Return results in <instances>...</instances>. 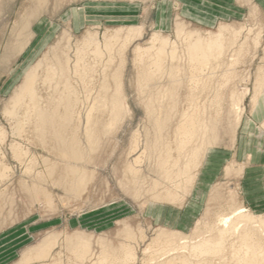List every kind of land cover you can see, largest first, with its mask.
<instances>
[{"label":"rangeland","instance_id":"rangeland-1","mask_svg":"<svg viewBox=\"0 0 264 264\" xmlns=\"http://www.w3.org/2000/svg\"><path fill=\"white\" fill-rule=\"evenodd\" d=\"M179 1L0 0V161L9 168L0 178V240L3 237V263L0 264H18L26 251L34 249L50 236H56L57 242L48 258L30 264L53 261L57 264H88L89 260H77L72 250L77 247L76 237L79 236L88 238L92 244L90 264L101 256L103 242L113 247L127 242L134 247L133 250L136 249L135 259L128 264H143L147 254L152 255L146 252L148 244L157 241L161 233L175 239L173 246L187 240V244H192L201 239L197 238V224L200 227L212 224L221 217L218 215H227L235 208L244 207L255 216L264 217V100L256 96L258 82L264 77V4L259 5L255 0L234 3L232 10L238 12L237 17L219 21L209 29L181 18ZM178 20L185 23L181 26L180 36L177 34L179 25L176 27ZM220 26L229 28L227 31L235 29L241 32L234 45L230 42L231 34L223 33L222 36L226 39L227 51L222 72L234 63L229 67L231 73L225 78L229 81L222 86L221 74L209 89L202 90V93L197 91L195 96L199 98L198 103L206 102V111L210 113V116H205L209 129L207 137L212 134L213 138L206 142L209 147L198 161L200 167L194 170L192 183L185 173L190 153L185 151L176 156L178 163L171 172L160 171L163 165L157 163L156 152L145 158L143 148L148 140H153L155 133L154 123L146 110L147 99L166 95L170 82L161 79L141 86L135 50L149 47L153 34L159 33L175 45L172 51L176 49L178 64H173L186 69L183 35L209 38L220 31ZM128 27L141 29V35L124 48L121 57L113 55L118 48L112 50L111 55L106 53L103 50L105 42L115 31H125ZM88 34L96 36L103 53L99 60L92 61L91 57L85 56L83 61H79L76 53ZM255 36L259 39L257 46ZM120 62L122 65L119 67ZM59 63L64 66L63 70H60ZM36 66L39 75L36 92L42 109L62 96L59 90L63 84H43L49 70L56 73L54 79L64 72L73 98L79 103L80 120L84 125H79L75 135H79L77 143L84 156L81 161L67 159L63 154L52 153L55 149L45 148L36 134V117L25 108L19 111L17 121L5 114L26 75ZM109 70H119L117 82L110 77ZM179 75H184V71ZM115 84L121 86V114L105 133L98 127L90 145L86 140L83 118L102 93L101 87H108L105 97L109 101ZM185 85L182 82L177 86V91H180H176L178 112L173 124L189 106ZM222 92L223 97L219 95ZM231 95L241 96L238 109L232 106ZM102 118H109L108 110ZM236 118L240 120L238 125L235 124ZM16 122L19 133L16 132ZM173 130L174 125H171L170 137L162 139L161 148L166 150V146L173 148L176 145ZM12 145H17L24 157L15 158ZM134 145L138 148L132 156L129 153ZM138 156H141L140 164L133 166L137 169L136 178L126 181L125 168L129 164L134 165ZM66 164L89 172V180L81 192H68L63 186H54L48 176L49 165L61 168ZM240 166L243 171L236 175ZM228 168L231 169L230 175L226 174ZM38 188H45L41 189L46 192L44 196L35 195ZM168 193L178 195L180 200L178 198L175 203L165 200ZM45 196H49V201ZM124 225H130L133 240L126 238ZM157 242L158 247L154 251L165 244Z\"/></svg>","mask_w":264,"mask_h":264},{"label":"bare ground","instance_id":"bare-ground-1","mask_svg":"<svg viewBox=\"0 0 264 264\" xmlns=\"http://www.w3.org/2000/svg\"><path fill=\"white\" fill-rule=\"evenodd\" d=\"M184 25L185 23L183 21H179L176 23V27L178 26L177 34L179 36L180 34H182L181 30H183L181 26ZM227 29L229 28L220 26L219 29L220 31H218L217 34H211L209 38H201V37L193 36L192 34L183 35L182 38L186 43L184 53H185V57L187 58V65H188L186 69H183L182 67L173 64V63H177L178 61V58H176L174 53L176 49L172 51V48H174L175 45L170 44L169 40L167 38H162L159 35V33L153 34L150 40L149 47L138 48L135 50V62H137L136 64L139 66L138 75H139V83H141V86H147L152 81L155 82L161 79L162 80L166 79L167 81L170 82L169 90H167L168 93L166 95H158L155 99L148 98L146 103V110L154 123L155 133L153 140L152 141L148 140V143H146L145 146L143 145L144 146L143 152L146 155L145 158L146 157L148 158V156L156 152L155 156L159 166L162 165L164 167L167 166L166 169H163V166L161 168L159 167L160 171L162 172H164L165 170L171 172L174 166H176V164L178 163V159L175 157L179 156L181 152H185V151L190 153L189 165L187 167V170L185 171L187 176H190V179H192L191 176L194 177L193 174L194 170L200 167L198 165L199 164L198 161L200 158L204 157L206 148L207 146L209 147V145H207L206 142L209 143V141L213 137L211 138L210 136L212 134H210L207 137V132L209 131V129L207 127L205 116L206 115L210 116V113L206 111V106H205L206 102L204 103L203 101H200L198 103L197 100L199 98H195V96L198 95L197 91H201L202 93V90L209 89L208 88L209 85H211V83L214 82L215 78H218L219 75L221 76V74H222L221 77L222 79L220 81L222 86H224L229 81L228 79L225 78L227 77V75L231 73L229 72L230 70L229 67H232L234 63L229 64L227 70L222 72V66L224 64L223 58L226 56V52H227L226 41H225L226 39H224L222 36L223 33L231 34L232 38L230 39L231 40L230 42L234 45L241 31H237L235 29H230V31H227ZM140 35H141V29H136L132 27L126 28L125 31L124 30L115 31L114 35L105 42L103 50H105L106 53H110L111 55L112 50H116L118 48V50L115 51L113 55L117 54L119 57H121L124 48L129 43H131L136 38H138ZM258 41H259L258 37L255 36L254 43L256 46L258 45ZM169 48L170 51H168ZM103 50L102 47H100L99 44L97 43L96 36L94 35L92 36L88 34V36L85 39H83L81 43V48L80 50H78L76 54H77V58H79V61H83L86 58L85 56L91 57L92 61H95L100 59V54L103 53ZM65 63L67 66L68 60H66ZM119 64L120 67L122 63L120 62ZM58 66L60 67V70L61 69L63 70L64 67L63 65L59 63ZM107 66H110V63H108ZM183 71H184V75H182ZM37 72H38V67L36 66L26 75L21 87L18 90V93L15 95L14 100L10 104L11 106L5 111L6 116H9L10 118L17 121L16 118L19 115V111L22 109V107L25 108L27 112L32 113V115L36 117V121L38 123L36 127V134L38 139L45 146V148H49L50 151H51L50 148H53L55 149V151H53L52 153L56 155L63 154L67 159H75L76 161L83 160L84 156L83 153L79 150V146L76 138L79 135L78 136L75 135L79 125L82 123V121L80 120L81 110L79 107V103L77 102V100L73 98V92L71 88L68 86V83H66V79H64V72H60L58 79L57 78L54 79L56 73L52 70H49L47 77L43 80V84H47V85H50L53 82H55V84L58 85L63 84L61 91L59 90L62 96L57 97L58 99L54 100L51 104L49 105L47 104L46 109H42V107L39 106L40 105L38 100L39 98L36 92L37 86L39 84V75H37ZM178 72L182 76H180ZM119 73H120L119 70H114V71L109 70V75L110 77L114 78L115 82L118 81ZM182 82L186 84L185 87L188 93L187 100L189 102L188 104L189 106L187 111H184L180 114V118L178 122L173 124L175 114L176 112H178L177 110L178 106L176 100L177 86L182 84ZM120 87L119 84H115V88L113 90L111 99L108 101V99L105 97L108 91V87H105L103 85V87H101L102 93H100L96 97V103L92 107L89 106L88 108L89 111L87 112L85 118H83L84 119L83 121H85L86 140L90 143V145H92V142L90 141H92L96 136L98 127L101 128L102 133H105L115 125L114 122L118 119L119 115L121 114L122 107L120 105V101L122 97L120 93ZM218 91L220 90H217V93H219ZM219 95L223 97V92L222 94L220 93ZM256 96H259L260 98L262 97V100H264V77L262 78V80H260V82H258ZM216 98L219 99L220 97L217 96ZM231 98L233 99L232 106H234V109H238V104H239V100L241 99V96L238 95L237 97H235L231 95ZM156 100H157V105H156ZM217 100L216 103H218ZM106 110H108L109 118L106 120H102L103 119L102 115L105 113ZM236 112L239 113V111L237 110ZM239 119L236 118L235 124L238 125L240 123ZM171 125H174L173 135L175 137L174 141L176 142V145L173 148L166 146L167 148L165 150V148H161V146L163 145L162 139L164 137H166L167 139V137L169 136V127ZM18 127H19L18 123L16 122L15 128H17L16 129L17 133H19ZM263 127H264V123H263ZM2 135L5 137V132H3ZM137 148L138 146L135 145L132 146L129 155L134 153ZM11 150L15 158L21 159L22 157H24V154H22V152L17 147V145H12ZM140 151L141 150L137 152ZM133 155L134 154H132V156ZM140 158L141 156L140 157L138 156L136 159L133 158L134 165L129 164L125 168V172L123 174L126 173L125 176L126 181H130V179L136 178L137 173L135 174V171L137 169H135L133 166H135V164L136 165L140 164ZM141 160L143 161V159ZM8 169L5 165H3L2 161H0V178L3 177V172L6 173ZM242 171H243V167L240 166L238 174L236 175H241ZM47 172H48V176L51 177L54 186L55 185L63 186V188L68 192L74 190L75 192H81L85 188L87 181L89 180L90 177L89 172L86 171L85 169L78 167L76 165L71 166L70 164H66L65 167H61V168H57L53 165H49L47 168ZM226 174L230 175L231 169L228 168L226 170ZM193 180H195V178L192 179V183ZM41 189L38 188L37 192H35V195L37 193L39 195L44 196L46 192L44 191L45 192L44 193L42 190H44L45 188L42 190ZM182 195H185V193ZM49 196L51 195L49 194ZM49 196H45L48 201L50 199ZM178 198L180 200V197H178V195L176 194L171 195L168 193L166 195L165 200H169L170 202L175 203L178 200ZM2 199L3 198L1 196V200ZM222 214L224 216L218 215L221 217L217 216L218 219L216 220V222H213L212 224H209L207 226L204 225V227L203 226L200 227L197 224V229L199 230V231L197 230L198 231L197 235H199L197 236V238L200 237L201 239H197V241H195L192 244H187L186 242H189V240H187L186 242L180 241V243H178L177 246H173L175 239L172 236L171 237L166 236L164 233H161L158 237L159 239L157 238V241H161V242L163 241L165 244L163 243L164 245L162 246V248H159L154 251L155 247H158L156 246L158 245V242L153 240L154 242H152L151 244L149 243L147 246L148 247L147 250L146 249L144 250H146V252L152 255L148 256L147 254V258L146 260L144 258L143 264H264V217L255 216L253 213L247 211L244 207L235 208L232 211H230V213L227 215H225L224 213ZM214 216L216 217V215ZM129 226L130 225L123 226L124 234L126 235L127 239L133 240L134 237L130 231L131 227ZM177 233H180V231H177ZM141 236H139V238H141ZM76 240H77L76 242L77 247L72 248L76 256V259L79 261L89 260L90 262V258L92 256L90 252L92 250V244L90 240L82 236L76 237ZM56 242H57L56 236L48 237L43 242L39 243L34 249L30 251L28 250L26 251V253L24 252L25 254L21 258V261L17 263L30 264L33 261H40L48 258ZM129 242L130 241H128V243ZM111 245L109 246L105 245L103 242L100 248L102 249L101 256L98 258V260H95V263H93L94 261L93 260L92 264H104L107 262H108L107 264H128L130 260L135 259L136 249L133 250L134 247L132 248L129 244H127V242L126 244L125 242L124 243L122 242V244L119 243V245L115 247H113L114 245L113 246ZM89 262L87 263L90 264ZM79 263L81 264V262ZM48 264H57V263L53 261L52 263H48Z\"/></svg>","mask_w":264,"mask_h":264},{"label":"crops","instance_id":"crops-1","mask_svg":"<svg viewBox=\"0 0 264 264\" xmlns=\"http://www.w3.org/2000/svg\"><path fill=\"white\" fill-rule=\"evenodd\" d=\"M242 0H180L181 18L203 28H212L229 18L237 17L238 12L233 9L234 3ZM257 4H264V0H255ZM255 114L258 111L255 110ZM242 115V112L240 113ZM260 115V114H259ZM0 263H3V237L0 240Z\"/></svg>","mask_w":264,"mask_h":264}]
</instances>
